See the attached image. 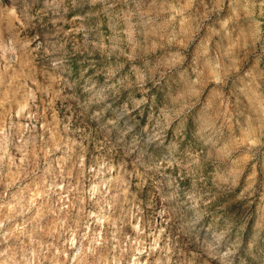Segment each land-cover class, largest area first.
I'll use <instances>...</instances> for the list:
<instances>
[{
	"label": "rangeland",
	"instance_id": "rangeland-1",
	"mask_svg": "<svg viewBox=\"0 0 264 264\" xmlns=\"http://www.w3.org/2000/svg\"><path fill=\"white\" fill-rule=\"evenodd\" d=\"M0 264H264V0H0Z\"/></svg>",
	"mask_w": 264,
	"mask_h": 264
}]
</instances>
